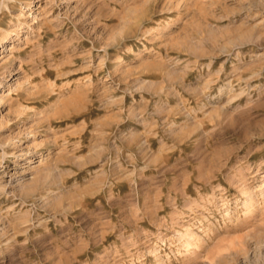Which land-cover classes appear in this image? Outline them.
<instances>
[{"label":"rangeland","instance_id":"obj_1","mask_svg":"<svg viewBox=\"0 0 264 264\" xmlns=\"http://www.w3.org/2000/svg\"><path fill=\"white\" fill-rule=\"evenodd\" d=\"M0 264H264V0H0Z\"/></svg>","mask_w":264,"mask_h":264}]
</instances>
